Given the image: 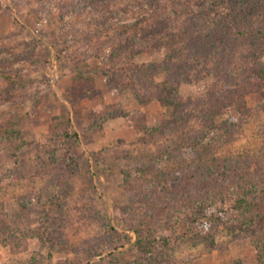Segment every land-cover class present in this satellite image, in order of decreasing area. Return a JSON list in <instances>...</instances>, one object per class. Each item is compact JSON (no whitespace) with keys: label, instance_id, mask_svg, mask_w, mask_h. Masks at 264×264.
<instances>
[{"label":"rangeland","instance_id":"rangeland-1","mask_svg":"<svg viewBox=\"0 0 264 264\" xmlns=\"http://www.w3.org/2000/svg\"><path fill=\"white\" fill-rule=\"evenodd\" d=\"M261 34L264 0H0V264H264V206L183 214L264 186Z\"/></svg>","mask_w":264,"mask_h":264},{"label":"trees","instance_id":"trees-1","mask_svg":"<svg viewBox=\"0 0 264 264\" xmlns=\"http://www.w3.org/2000/svg\"><path fill=\"white\" fill-rule=\"evenodd\" d=\"M264 39V34H261ZM258 75L260 77H264V65L259 68ZM209 105L206 106L205 113L209 115L211 113L212 108H208ZM264 185V184H263ZM264 186H260V184L256 185H248L242 189L235 190L234 192L226 193L228 194L225 198L220 199L215 202V208L217 209V213L206 215L204 209L206 208L204 203L198 204V207L193 209L190 213H183L185 217H188L191 220V223L201 222L202 219H207L208 221L218 222L221 221L222 218L219 217L220 213L224 216H231L237 219L244 220L249 218L252 220V216H254L251 211L252 209L262 205L264 206ZM225 194V195H226ZM202 205V206H201ZM264 209V208H263ZM262 217H260L257 221H264V212L262 213ZM255 217V216H254ZM161 243L166 245V240L164 238L155 239L147 241L145 244L136 242V245L140 249L141 252H148L158 249L157 244Z\"/></svg>","mask_w":264,"mask_h":264}]
</instances>
